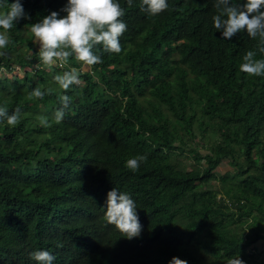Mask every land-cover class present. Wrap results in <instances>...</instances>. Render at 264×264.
I'll use <instances>...</instances> for the list:
<instances>
[{"label": "trees", "instance_id": "16d2710c", "mask_svg": "<svg viewBox=\"0 0 264 264\" xmlns=\"http://www.w3.org/2000/svg\"><path fill=\"white\" fill-rule=\"evenodd\" d=\"M65 2L22 0L28 16L0 50V69H23L0 77V106L19 109L15 125L0 118V264H39L37 249L52 252V264H226L237 254L264 264L255 246L264 242V75L239 67L249 50L264 58V39L222 37L214 0H168L155 15L141 0H119V53L98 43L101 60L87 71L74 53L45 68L30 24L64 15ZM71 68L83 83L62 88L54 76ZM138 155L146 159L127 167ZM225 160L231 171L220 173ZM112 187L136 201L138 237L107 221Z\"/></svg>", "mask_w": 264, "mask_h": 264}, {"label": "clouds", "instance_id": "9594fccd", "mask_svg": "<svg viewBox=\"0 0 264 264\" xmlns=\"http://www.w3.org/2000/svg\"><path fill=\"white\" fill-rule=\"evenodd\" d=\"M168 7V0H141V9L149 15L158 14ZM214 7L216 12L212 16V23L222 37L231 38L243 30L251 37L264 39V0H214ZM0 9H4L0 11V50H3L10 42L8 30L15 22L26 18L28 13L22 0H0ZM61 11L65 14L60 15L59 11L53 10L30 24L40 59L46 66H52L58 60L66 61L72 53L88 65L97 63L101 57L93 49L98 43L109 52L121 51L120 36L126 31L127 23L121 19L124 8L119 0H66ZM239 67L249 74L264 75V58H255L254 52L249 50ZM54 79L62 88H68L79 80V76L77 69L71 68L56 74ZM33 94L41 97L44 92L36 88ZM69 99L66 94L61 97L64 107L56 111L57 122L63 118ZM0 118H6L9 125H15L19 119V109L9 114L4 106H0ZM41 122L47 124L46 120ZM145 159V155L130 157L126 166L135 170ZM103 208L107 221L127 238L140 235L142 225L138 218L137 203L127 191L112 187L107 191ZM30 255L39 264H52L55 260V255L47 249H37ZM167 264H188V261L172 256ZM226 264L246 262L237 254L229 257Z\"/></svg>", "mask_w": 264, "mask_h": 264}, {"label": "rangeland", "instance_id": "374dc122", "mask_svg": "<svg viewBox=\"0 0 264 264\" xmlns=\"http://www.w3.org/2000/svg\"><path fill=\"white\" fill-rule=\"evenodd\" d=\"M34 46L35 47H38V45L36 43H34ZM59 61H57L55 64H53L52 66H46L42 61V65L45 67V68H51V67H54V66H57V67H61L60 63H58ZM77 62L79 63V69L80 71H87L89 69V65L84 63L83 61H80L79 59L77 60ZM11 75H18V76H21L23 75V69L22 68H19V67H16V69L14 68V70L11 72V73H6L5 71H3L2 69H0V77L3 78V77H10ZM77 83H80L82 84V80L81 78H79V80L77 81ZM142 99V98H140ZM143 101V100H141ZM180 159H182V162L185 163V165L188 167V166H191L193 165L192 161L193 159L190 158V156L186 155V154H183L180 156ZM239 160L240 161H243V156H239ZM227 160H225L223 162V165L221 166V168H219V171L220 173H224V172H230V168L229 166L227 165ZM211 186L209 187H212V188H220L222 186V184L219 182V181H211V183L209 184Z\"/></svg>", "mask_w": 264, "mask_h": 264}, {"label": "crops", "instance_id": "0c3cea01", "mask_svg": "<svg viewBox=\"0 0 264 264\" xmlns=\"http://www.w3.org/2000/svg\"><path fill=\"white\" fill-rule=\"evenodd\" d=\"M256 259L258 261H262L264 262V242L259 240L257 243H256ZM252 250V249H251Z\"/></svg>", "mask_w": 264, "mask_h": 264}, {"label": "built area", "instance_id": "2783aa9c", "mask_svg": "<svg viewBox=\"0 0 264 264\" xmlns=\"http://www.w3.org/2000/svg\"><path fill=\"white\" fill-rule=\"evenodd\" d=\"M225 203L228 204V205L231 204V202L229 201V199H225Z\"/></svg>", "mask_w": 264, "mask_h": 264}]
</instances>
